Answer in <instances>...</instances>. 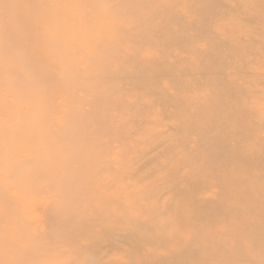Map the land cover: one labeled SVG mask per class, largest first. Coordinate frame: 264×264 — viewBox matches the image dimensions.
Listing matches in <instances>:
<instances>
[{"label": "rangeland", "instance_id": "obj_1", "mask_svg": "<svg viewBox=\"0 0 264 264\" xmlns=\"http://www.w3.org/2000/svg\"><path fill=\"white\" fill-rule=\"evenodd\" d=\"M0 264H264V0H0Z\"/></svg>", "mask_w": 264, "mask_h": 264}, {"label": "bare ground", "instance_id": "obj_2", "mask_svg": "<svg viewBox=\"0 0 264 264\" xmlns=\"http://www.w3.org/2000/svg\"><path fill=\"white\" fill-rule=\"evenodd\" d=\"M11 240V239H10Z\"/></svg>", "mask_w": 264, "mask_h": 264}]
</instances>
